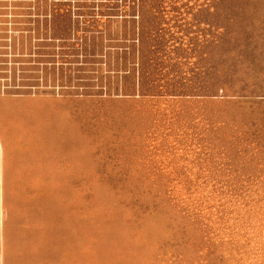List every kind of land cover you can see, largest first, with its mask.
<instances>
[{
  "label": "rangeland",
  "instance_id": "1",
  "mask_svg": "<svg viewBox=\"0 0 264 264\" xmlns=\"http://www.w3.org/2000/svg\"><path fill=\"white\" fill-rule=\"evenodd\" d=\"M0 264H264V0H0Z\"/></svg>",
  "mask_w": 264,
  "mask_h": 264
}]
</instances>
